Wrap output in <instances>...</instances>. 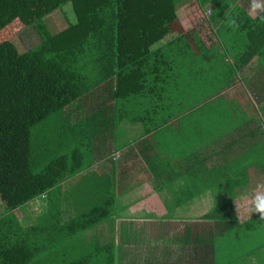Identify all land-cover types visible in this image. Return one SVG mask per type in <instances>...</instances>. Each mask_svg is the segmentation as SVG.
Segmentation results:
<instances>
[{
	"label": "crops",
	"instance_id": "1",
	"mask_svg": "<svg viewBox=\"0 0 264 264\" xmlns=\"http://www.w3.org/2000/svg\"><path fill=\"white\" fill-rule=\"evenodd\" d=\"M196 1L179 6L186 21L153 47L146 75L127 69L121 98L116 53L99 60L116 28L85 31L84 46L95 49L86 73L105 82L61 112L47 136L54 150L38 154L41 167L63 158L62 225L116 202L110 220L78 238L79 256L109 243L116 264H264V220L245 204L264 183V70L257 58L231 72L237 58H220L213 5ZM250 3L237 2L248 14ZM215 48L219 58L202 56ZM41 213L32 203L20 219Z\"/></svg>",
	"mask_w": 264,
	"mask_h": 264
},
{
	"label": "trees",
	"instance_id": "2",
	"mask_svg": "<svg viewBox=\"0 0 264 264\" xmlns=\"http://www.w3.org/2000/svg\"><path fill=\"white\" fill-rule=\"evenodd\" d=\"M198 1L202 9L212 3L210 25L218 27L225 54L215 48L202 56L237 58L234 69L230 65L234 75L257 58L264 70V13L253 18L238 0ZM185 2L197 1L0 0V264H116L114 244L102 251L90 247L81 256L77 250L83 247L78 238L115 215L116 202L93 207L62 225V184L68 179L62 174L63 158L41 167L31 133L105 82L86 73L95 62L90 55L95 49L84 46L92 41L85 36L87 27L116 28L115 46L101 50L99 60L111 62L116 53L111 79L116 76V98H121L127 69L146 75L153 47L182 28L186 19L179 6ZM56 11L65 12L66 29L60 33L63 25L58 24L52 27L57 34H51L46 17ZM232 19L238 27L231 26ZM29 27L41 43L22 54L15 38ZM32 203L42 213L29 223L20 214Z\"/></svg>",
	"mask_w": 264,
	"mask_h": 264
},
{
	"label": "rangeland",
	"instance_id": "3",
	"mask_svg": "<svg viewBox=\"0 0 264 264\" xmlns=\"http://www.w3.org/2000/svg\"><path fill=\"white\" fill-rule=\"evenodd\" d=\"M243 2L244 0H240ZM243 5V3H242ZM65 13V12H64ZM61 11H56L52 15L46 17V24L47 27L50 30L51 34H57L55 31L52 29L53 26H56L59 24V26L63 25L66 26L65 24V15ZM69 23V22H68ZM58 29V28H57ZM18 37L15 38V43L20 47V52L22 54H26L29 51L33 50L35 47L38 46V44L41 43V39L39 35L37 34V31L33 27H29L22 31L20 35H17ZM253 83H250L249 88L253 90ZM213 92H215L213 90ZM257 94H253L251 96L247 95V103H250L251 99L254 98V100H257ZM198 98H203L202 96L194 97V99ZM69 113L70 112H75L78 114L74 108H68ZM61 115H64V113L61 112H56L55 114L49 116V118L43 123L42 125L36 127L35 129L32 130L31 133V139L33 143V147L35 146V149L38 154H43L46 152H52L54 150V144L53 142H47V136L51 132V130L54 129V121H57ZM79 117V115H78ZM54 146V147H52Z\"/></svg>",
	"mask_w": 264,
	"mask_h": 264
},
{
	"label": "clouds",
	"instance_id": "4",
	"mask_svg": "<svg viewBox=\"0 0 264 264\" xmlns=\"http://www.w3.org/2000/svg\"><path fill=\"white\" fill-rule=\"evenodd\" d=\"M264 13V2L261 0H251L249 6V15L256 16ZM264 19V16H261ZM232 27H238L236 20L230 21ZM246 206L252 213H258L261 220H264V183H258L254 190V193L250 195V198L245 200Z\"/></svg>",
	"mask_w": 264,
	"mask_h": 264
},
{
	"label": "built area",
	"instance_id": "5",
	"mask_svg": "<svg viewBox=\"0 0 264 264\" xmlns=\"http://www.w3.org/2000/svg\"><path fill=\"white\" fill-rule=\"evenodd\" d=\"M209 13H211V12L209 11Z\"/></svg>",
	"mask_w": 264,
	"mask_h": 264
}]
</instances>
